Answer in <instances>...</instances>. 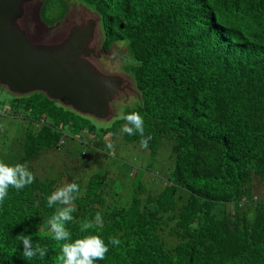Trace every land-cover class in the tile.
Masks as SVG:
<instances>
[{
  "label": "trees",
  "instance_id": "1",
  "mask_svg": "<svg viewBox=\"0 0 264 264\" xmlns=\"http://www.w3.org/2000/svg\"><path fill=\"white\" fill-rule=\"evenodd\" d=\"M40 1L47 27L72 6L98 14L101 48L125 50L121 70L137 97L96 128L41 93L3 95L0 88V154L35 177L19 191L9 186L0 203V264H63L65 242L48 224L60 205L48 207L47 197L71 182L79 185L66 224L71 239L98 234L109 247L95 264H264V0ZM132 111L144 118V136H152L146 149L138 133L121 130V117ZM4 119L23 127L18 147L1 136ZM82 133L97 140L96 148L98 136L111 134L151 155L166 141L173 168L164 182L145 187L140 179L121 197L117 179L103 173L35 175L41 155ZM97 213L102 225L94 222ZM85 222L92 227L82 232ZM21 234L46 256L24 259Z\"/></svg>",
  "mask_w": 264,
  "mask_h": 264
},
{
  "label": "water",
  "instance_id": "2",
  "mask_svg": "<svg viewBox=\"0 0 264 264\" xmlns=\"http://www.w3.org/2000/svg\"><path fill=\"white\" fill-rule=\"evenodd\" d=\"M34 0H0V88L14 96L41 93L79 115L110 122L113 103L137 97L132 79L108 72L117 48L103 50L98 14L84 6L51 37H37L28 25ZM111 85V87L107 86Z\"/></svg>",
  "mask_w": 264,
  "mask_h": 264
},
{
  "label": "rangeland",
  "instance_id": "3",
  "mask_svg": "<svg viewBox=\"0 0 264 264\" xmlns=\"http://www.w3.org/2000/svg\"><path fill=\"white\" fill-rule=\"evenodd\" d=\"M40 3V0H34L32 8L28 10L27 21L31 32L35 36L46 37L54 34L55 30L60 31L68 20L65 18L63 22L57 24V27L47 28L36 16ZM37 25H41V28H37ZM120 53L125 54V50L121 48ZM119 57L120 55L114 58L113 61H102V66L108 72L123 73L121 70L123 67L122 60ZM6 94V91L3 92V95ZM125 99L121 98L113 103V109L117 116L122 114L125 106L134 104V99ZM90 119L96 128L105 127L115 120L113 118L110 122H104ZM11 124L15 127L12 128ZM2 129L1 136L5 135L11 138L10 141H13L14 145L18 147V143L23 138V127L18 121L4 119ZM110 136L111 134H107L105 137L98 136L102 140V145L97 146V148L92 145L97 140H94L92 135H87L86 133L70 135L64 138V145L60 149L46 152L35 161V175L50 177L60 170H64L66 176L68 172L73 176H81L83 171L92 174L96 172L103 173L106 176L117 179L115 189L119 187L120 197L128 194L133 187L132 185L137 184L140 179L145 187L152 183H154L153 187H155L156 184L164 182L168 177L170 170L173 168L169 143L165 141L157 153L151 155L140 153L133 146L124 142L121 136H116L113 140L109 139ZM109 144L112 145V148L108 147ZM5 161L6 157L0 154V162L4 163Z\"/></svg>",
  "mask_w": 264,
  "mask_h": 264
},
{
  "label": "clouds",
  "instance_id": "4",
  "mask_svg": "<svg viewBox=\"0 0 264 264\" xmlns=\"http://www.w3.org/2000/svg\"><path fill=\"white\" fill-rule=\"evenodd\" d=\"M41 4L42 3H40L39 7L41 6ZM76 6H72L71 9L76 8ZM39 7L36 11V16L37 19L40 21L38 16ZM71 9L65 17L67 18L66 20H70L71 18ZM63 20L61 22H63ZM57 26L58 25L56 24L53 27ZM58 32L59 30H55L54 34L48 35L46 37H51L57 34ZM112 46L117 48L118 53L113 58L122 55L120 53L121 49H119L116 45ZM104 60L105 59L103 58L101 59V65L102 61ZM107 86L111 87V85ZM121 119L126 121V123L121 129L122 132L127 133L128 135H135L138 133L142 137V139L140 140V147L146 149L148 147L149 142L152 140V136H144L143 116L137 111H132L131 113L123 115ZM108 147L112 148V145L109 144ZM34 179L35 177L33 173L28 170L26 165L19 163L15 165H8L3 162H0V203H2L7 197L9 186H12L19 191L25 186L32 184L34 182ZM78 193L79 185L75 182H71L65 184L63 187L56 189L49 197H47L48 207L51 208L54 205H60V207L56 208L55 213L49 218L48 224L50 226L54 239L57 241L65 242L63 243L61 248V260L63 264H95V261L103 260L106 256V253L109 251V247L105 243L102 236L98 234H90L83 236L82 238L75 239L73 241L71 239L70 231L66 228V224L73 220L72 214L76 211L74 201L77 198ZM94 222L97 225L103 224V218L99 213L95 215ZM90 227H92V222H85L81 225V231L85 232ZM19 239L23 243L22 255L24 259L31 260L32 258L36 257L37 254L41 259L46 256L47 249L42 248L38 245L36 247H33V241L31 236L21 234L19 236ZM109 243L113 246H118L121 241L118 238H110Z\"/></svg>",
  "mask_w": 264,
  "mask_h": 264
},
{
  "label": "flooded vegetation",
  "instance_id": "5",
  "mask_svg": "<svg viewBox=\"0 0 264 264\" xmlns=\"http://www.w3.org/2000/svg\"><path fill=\"white\" fill-rule=\"evenodd\" d=\"M37 28H41V25H40V26L37 25ZM49 34H50V33H49ZM130 98L135 99V97H130Z\"/></svg>",
  "mask_w": 264,
  "mask_h": 264
}]
</instances>
